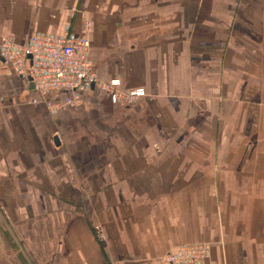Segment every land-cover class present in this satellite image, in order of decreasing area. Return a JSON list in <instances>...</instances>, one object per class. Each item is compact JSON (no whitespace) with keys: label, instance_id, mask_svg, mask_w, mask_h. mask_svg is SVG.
<instances>
[{"label":"crops","instance_id":"obj_1","mask_svg":"<svg viewBox=\"0 0 264 264\" xmlns=\"http://www.w3.org/2000/svg\"><path fill=\"white\" fill-rule=\"evenodd\" d=\"M84 16L99 79L146 97L51 113L0 58V203L26 254L264 264V0H0V45L83 37Z\"/></svg>","mask_w":264,"mask_h":264},{"label":"built area","instance_id":"obj_2","mask_svg":"<svg viewBox=\"0 0 264 264\" xmlns=\"http://www.w3.org/2000/svg\"><path fill=\"white\" fill-rule=\"evenodd\" d=\"M80 37L72 32L63 35L33 34L24 43L5 39L0 45V58L19 77L33 85L31 104L44 103L51 113L73 106L83 92L98 89L107 92L113 103L132 105L146 97L144 89L123 91L118 79L101 81L90 59L93 25L83 17ZM68 95L61 101V95ZM211 247L186 244L165 255L161 264H207Z\"/></svg>","mask_w":264,"mask_h":264},{"label":"rangeland","instance_id":"obj_3","mask_svg":"<svg viewBox=\"0 0 264 264\" xmlns=\"http://www.w3.org/2000/svg\"><path fill=\"white\" fill-rule=\"evenodd\" d=\"M9 215L13 213L9 212ZM12 225L0 203V264H35L36 261L26 254Z\"/></svg>","mask_w":264,"mask_h":264},{"label":"water","instance_id":"obj_4","mask_svg":"<svg viewBox=\"0 0 264 264\" xmlns=\"http://www.w3.org/2000/svg\"><path fill=\"white\" fill-rule=\"evenodd\" d=\"M30 89H33V85L32 84H30ZM57 140V139H56Z\"/></svg>","mask_w":264,"mask_h":264}]
</instances>
